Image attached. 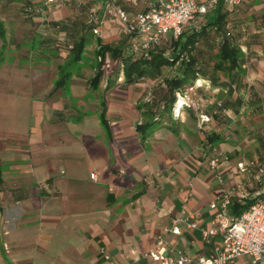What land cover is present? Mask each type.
<instances>
[{"label":"crops","instance_id":"1","mask_svg":"<svg viewBox=\"0 0 264 264\" xmlns=\"http://www.w3.org/2000/svg\"><path fill=\"white\" fill-rule=\"evenodd\" d=\"M46 1L0 0V264H107L103 252L115 264H159L146 257L159 236L168 255H214L222 235L203 237L214 226L211 204L226 192H232L231 206L264 197V178L239 168L248 158L264 159L257 141L264 111L251 114L246 102L238 113H219L218 121L210 115L226 91L200 81L204 85L195 89L203 87L189 101L203 112L183 109L152 125L148 112L165 84L143 79L126 85L122 72L95 63L100 45L124 36L107 5L132 13L147 10L152 0H56L44 7ZM26 3L41 10L33 19L25 18ZM230 8L229 26L242 34L248 52L246 76L231 100L247 101L251 86L264 98V0ZM14 10L36 25L23 39L33 42L34 53L24 54L17 36L6 32V13ZM52 22L75 23L88 41L74 63L80 70L68 78L75 84L69 99H50L40 87L43 65L58 58L71 63V53L56 43L66 34ZM91 23L96 29L87 32ZM206 112L203 127L200 114ZM209 135H218V144L210 145ZM218 154L223 158L213 169L209 161ZM186 212L198 227L178 224L180 235L165 234Z\"/></svg>","mask_w":264,"mask_h":264},{"label":"trees","instance_id":"2","mask_svg":"<svg viewBox=\"0 0 264 264\" xmlns=\"http://www.w3.org/2000/svg\"><path fill=\"white\" fill-rule=\"evenodd\" d=\"M245 2V1H244ZM243 2V3H244ZM24 10L26 19H33L40 8L37 9L31 3H26ZM235 6L227 5L224 0H218L215 8L202 16L197 23L199 29L194 25L190 30H183L178 39L170 37L160 45L152 47L146 58L142 53H134L131 49V40L123 36L117 44L100 45L96 51L98 62L97 69H101L108 55L115 61L123 64V74L126 85L135 84L143 79H161L165 69L176 68L179 74L171 79H165V90L160 89L154 95V105L148 114L151 116V124L164 122L165 118L173 116V110L178 94L190 95V91L200 90L203 86L194 90L195 85L204 81L212 87L221 88L226 91V98L222 99L216 114H204L218 118L219 113L232 110L238 113L240 107L247 102L248 110L252 113L264 111V98L251 86L249 88V98L244 101L241 97L232 102L231 98L235 91H238L242 79L246 76V56L248 52L242 50L241 33H235L229 26V15L231 8ZM140 12V11H137ZM137 12H127L134 15ZM196 23V24H197ZM51 25L58 31L66 35L62 41L56 40L57 47H63L71 53V62H79L81 55L88 43L86 34L78 36L77 25L74 23L68 26L66 23H54ZM97 24L91 23L86 29L87 32L94 31ZM71 31L73 33H71ZM5 35V30L0 21V38ZM101 73L98 72L95 80L100 79ZM188 99L191 100L189 96ZM189 102L187 109L192 110ZM181 110V109H180ZM198 112H203L201 108ZM59 115V114H58ZM221 122V121H220ZM223 122V121H222ZM228 122V119L225 121ZM149 124V125H151ZM142 127V126H141ZM257 141L259 148L264 152V126L259 129ZM218 135H209L208 143L212 146L218 144ZM259 160V159H258ZM264 164V159L259 160ZM258 199V198H257ZM256 199L247 200L244 204H234L230 206L231 214L239 216L249 208Z\"/></svg>","mask_w":264,"mask_h":264},{"label":"built area","instance_id":"3","mask_svg":"<svg viewBox=\"0 0 264 264\" xmlns=\"http://www.w3.org/2000/svg\"><path fill=\"white\" fill-rule=\"evenodd\" d=\"M227 6H238L245 0H224ZM218 0H152L151 6L145 10L129 15L125 10L112 4L107 5L108 14L118 18L123 34L130 38L131 51L142 53L148 59L149 51L154 46L160 45L169 37L178 39L188 25H194L210 9L215 8ZM55 3V0H48ZM178 94L177 96H179ZM186 105L188 97L184 96ZM181 104L179 105L180 110ZM202 122L208 118L201 116ZM223 154L209 161L211 168L219 166ZM243 171L254 170L259 181L264 178V164L255 160L246 164H239ZM92 178L95 175L92 174ZM232 192L224 193L218 200L211 204L215 211L214 226L211 230L204 231L206 241L218 234L222 235L221 243L215 248V254L210 257H201L194 260L186 254L175 251L168 255L169 245L163 236H159L154 248L146 255L159 264H264V197L256 201L239 216L230 213ZM177 225L165 229V234L180 235L184 224L189 229L198 227L196 216L185 213V217L176 220ZM107 264H115L111 256L102 253ZM245 259L246 262H241Z\"/></svg>","mask_w":264,"mask_h":264},{"label":"rangeland","instance_id":"4","mask_svg":"<svg viewBox=\"0 0 264 264\" xmlns=\"http://www.w3.org/2000/svg\"><path fill=\"white\" fill-rule=\"evenodd\" d=\"M56 2V0H55ZM53 3H48V0L45 2V4H43L44 7H47L48 5L50 6ZM23 9H26V7H22ZM1 13V12H0ZM26 13V12H23ZM7 17H9L10 19L6 20L5 23H7L8 25L10 24L11 26H8L9 28L6 30L10 31L11 34L17 36V39L21 42V46H24L23 49V53L25 54H29V53H34V51L36 50L35 45L33 44V42H31L30 40H28V42H25L23 39L24 37H29L30 35H32L35 30H36V25H31V24H26L23 20V18H21L19 16L18 11L14 10V11H10L7 12ZM200 21V20H199ZM10 22V23H9ZM7 35V33H6ZM8 36V35H7ZM6 36V37H7ZM170 38V37H169ZM168 38V39H169ZM6 42H8V40L6 39ZM81 58L79 60V62H81ZM85 62V61H84ZM98 62V57L96 54V62ZM98 64H96L97 67ZM35 66V65H34ZM123 64L121 61H115L111 58L110 55H108L107 60L105 61V63L103 64L102 68L104 69V71H113L114 74H121V72L123 71L122 68ZM36 68V66H35ZM9 68H6V71ZM42 69V81H41V90L42 92H46L47 96L50 99H62L63 97H65L66 99H69L70 96V85L71 82L68 80V78L70 77V74L72 72L75 71H79L80 70V65L74 64V63H70V61H65L64 58H58L52 62H49L45 65H43ZM10 70V69H9ZM11 72V71H10ZM123 73V72H122ZM179 74L178 70L176 68H168L165 69L164 71V75L163 77L160 79L161 82L159 85H164L165 84V79H171L175 76H177ZM105 78H107L105 76ZM25 84H27L26 79L27 78H23ZM75 84H73L72 86H74ZM158 85L156 82H154V86ZM199 85H204L203 82H198L195 87L199 86ZM195 90V88H194ZM192 91H190L191 93ZM186 94V93H184ZM184 94H180L179 96H177V101L175 103L176 106H174V110H173V115L174 116H179L180 114V110L179 109V105L181 104L180 108L181 110L183 109H187L186 105L187 103H185V97H189L191 96L193 99V93L190 95H184ZM53 102V101H51ZM190 101L188 100V103ZM191 108H194V110L197 111V106H192ZM195 111V112H196ZM200 113V112H199ZM201 124L203 127H207L208 122H202L201 120ZM245 132L246 129L243 125L239 126L238 129L242 132V129ZM248 160H250L249 162L255 161L252 158H248Z\"/></svg>","mask_w":264,"mask_h":264}]
</instances>
